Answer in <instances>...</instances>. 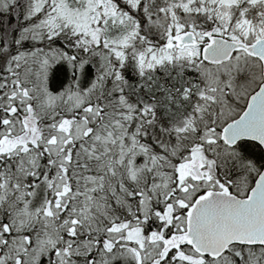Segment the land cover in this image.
Returning a JSON list of instances; mask_svg holds the SVG:
<instances>
[{"label":"snow or ice","instance_id":"6c2138e0","mask_svg":"<svg viewBox=\"0 0 264 264\" xmlns=\"http://www.w3.org/2000/svg\"><path fill=\"white\" fill-rule=\"evenodd\" d=\"M0 264H264V0H0Z\"/></svg>","mask_w":264,"mask_h":264}]
</instances>
